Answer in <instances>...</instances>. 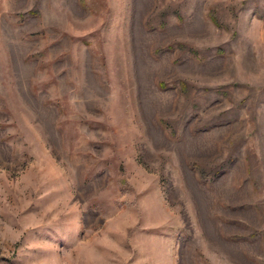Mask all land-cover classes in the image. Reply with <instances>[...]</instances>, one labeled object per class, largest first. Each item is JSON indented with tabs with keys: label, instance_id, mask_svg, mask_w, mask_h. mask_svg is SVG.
<instances>
[{
	"label": "rangeland",
	"instance_id": "1",
	"mask_svg": "<svg viewBox=\"0 0 264 264\" xmlns=\"http://www.w3.org/2000/svg\"><path fill=\"white\" fill-rule=\"evenodd\" d=\"M0 264H264V0H0Z\"/></svg>",
	"mask_w": 264,
	"mask_h": 264
}]
</instances>
